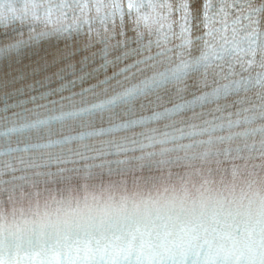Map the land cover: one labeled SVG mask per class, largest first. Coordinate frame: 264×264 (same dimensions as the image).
<instances>
[{
  "label": "snow or ice",
  "instance_id": "1",
  "mask_svg": "<svg viewBox=\"0 0 264 264\" xmlns=\"http://www.w3.org/2000/svg\"><path fill=\"white\" fill-rule=\"evenodd\" d=\"M0 264H264V0H0Z\"/></svg>",
  "mask_w": 264,
  "mask_h": 264
}]
</instances>
